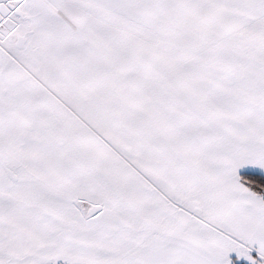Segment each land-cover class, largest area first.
Masks as SVG:
<instances>
[{"label":"snow or ice","instance_id":"obj_1","mask_svg":"<svg viewBox=\"0 0 264 264\" xmlns=\"http://www.w3.org/2000/svg\"><path fill=\"white\" fill-rule=\"evenodd\" d=\"M0 264H264V0H0Z\"/></svg>","mask_w":264,"mask_h":264}]
</instances>
